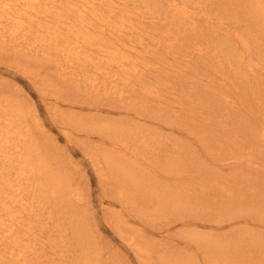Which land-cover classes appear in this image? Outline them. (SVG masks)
<instances>
[{"label":"rangeland","instance_id":"obj_1","mask_svg":"<svg viewBox=\"0 0 264 264\" xmlns=\"http://www.w3.org/2000/svg\"><path fill=\"white\" fill-rule=\"evenodd\" d=\"M206 1L213 17L232 15L260 43L254 49H264L259 0ZM118 2L116 9L123 3L130 12L113 20H139L122 36L130 59L139 62L137 80L160 90L164 103L143 97L140 87L122 96L96 92L61 75L46 54L0 42V130L8 129L0 133V158L9 150L12 165L25 169L18 173L21 195L14 170L15 186H4L7 175L0 173V200L26 197L27 206L17 211L25 230L17 237L36 247L27 258L39 264H264V160L245 155L251 150L245 112L227 116L208 104L201 90L213 76L202 77L188 95L186 85L196 79L186 78L188 29L174 35L164 28L152 1ZM202 35L203 50H194L201 54L218 42L205 30ZM175 99L184 103L181 110L162 109L180 107ZM12 205H0V225L9 221L3 206ZM6 235L0 228V264H17L8 258Z\"/></svg>","mask_w":264,"mask_h":264},{"label":"bare ground","instance_id":"obj_2","mask_svg":"<svg viewBox=\"0 0 264 264\" xmlns=\"http://www.w3.org/2000/svg\"><path fill=\"white\" fill-rule=\"evenodd\" d=\"M149 1L155 3L157 19L168 31L175 35L178 29L189 30V34H184V41L187 48L192 49L189 51L191 57L185 60L186 67L187 64L189 67L187 72L191 76L186 78L196 79L186 85L189 89L188 95H191V89L203 80L202 77L213 76L215 82L210 84V81H203V86H207L208 90H201V96L204 93L208 104L227 110V116L240 110L245 112L243 121L251 134V150L245 155L254 154L264 160V49H254V45L260 43L252 39V32L243 33L240 27L234 25L232 15L216 14L213 17L211 12L214 9L206 0ZM114 2L119 3L118 0H0V42H9L15 47L21 46L36 53L46 54L55 62L61 75H67L69 79L78 81L96 92L122 96L126 91H134L136 87H140L143 97L158 104L164 103L166 99L160 90L144 86L145 80H137L142 75L138 68L139 62L137 64L135 59H130L133 54L129 48L131 46L122 37L131 33L130 28L138 25L139 20H130L132 16L128 14V23L113 20L112 17L116 14L130 12L123 3L116 9ZM259 3V9L264 11V0H259ZM139 12L142 15L143 11ZM136 15L138 16V13ZM204 30L214 40L217 38L218 42L216 46L201 54L194 50H203L198 46L206 40L202 35ZM255 36L261 38L260 35ZM167 39L169 42H179V39L171 36H167ZM237 79H240L241 84ZM172 87L167 85L166 89ZM238 87L239 90H236ZM174 101L180 107L173 108L165 104L161 106L162 109L167 112L181 110L184 103H180L179 99ZM190 111H193L192 108L187 112ZM1 132L7 133L8 129L0 130ZM12 155L9 150H3L0 173L7 175V178L6 183L1 182L4 186H13L10 176L14 170L15 179L18 181L15 194L21 195L25 187L19 186L18 173L25 169L12 165ZM247 161H250V166L256 165L257 162L249 159ZM251 170L260 171L259 167H253ZM52 189L53 186L50 187L51 192ZM21 197L18 200H9L11 197L8 194L7 201L0 200V205L13 204L10 208L3 206L9 221H4V226L0 225L1 231L7 232L6 238L11 242L8 258H13L17 264H39L28 259L33 258L28 257V251L30 254L36 253L35 245L17 237L18 232L25 230L22 219H18L22 214L17 211L25 208L28 203L25 196ZM2 223L0 220V224ZM14 224L16 227H13ZM31 225L29 223L26 230ZM40 228H44L43 224ZM42 229L39 231L42 232ZM81 232L79 227H76L77 241L83 238Z\"/></svg>","mask_w":264,"mask_h":264}]
</instances>
